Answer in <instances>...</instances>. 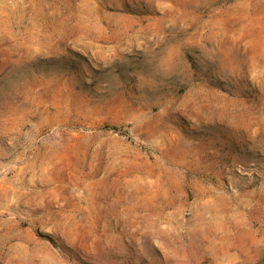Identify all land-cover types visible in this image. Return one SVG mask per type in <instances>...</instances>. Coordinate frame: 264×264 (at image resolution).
I'll use <instances>...</instances> for the list:
<instances>
[{
  "label": "rangeland",
  "instance_id": "rangeland-1",
  "mask_svg": "<svg viewBox=\"0 0 264 264\" xmlns=\"http://www.w3.org/2000/svg\"><path fill=\"white\" fill-rule=\"evenodd\" d=\"M0 264H264V0H0Z\"/></svg>",
  "mask_w": 264,
  "mask_h": 264
}]
</instances>
